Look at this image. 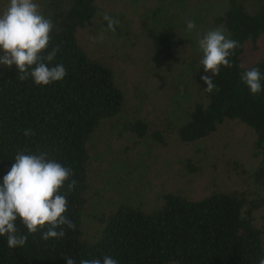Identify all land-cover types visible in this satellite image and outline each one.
Segmentation results:
<instances>
[{
	"label": "trees",
	"instance_id": "trees-1",
	"mask_svg": "<svg viewBox=\"0 0 264 264\" xmlns=\"http://www.w3.org/2000/svg\"><path fill=\"white\" fill-rule=\"evenodd\" d=\"M173 1L180 2L161 0L154 15L166 12ZM35 2L54 25L45 55L61 46L50 66L63 64L68 74L62 81L37 86L31 77L20 81L16 65L0 66V186L17 154L47 153L49 159L72 169L73 175L60 194H66L65 215L76 229L65 227L63 238L47 241L38 231L28 236L23 247L14 249H9L6 237L0 236V264H67L65 256L79 264L81 259H102L105 255L115 258L118 264H259L264 258V197L250 191L214 190L200 199L168 192L150 210L120 202L97 216L98 229L89 236L85 213L92 192V144L107 123L126 112L129 91L118 81L112 63L101 60L102 54L99 58L90 56L78 38L79 31L93 26L95 19L103 15L99 0ZM245 2L231 0L226 13L216 19L215 24L224 27L240 46L229 57L233 66H221L213 77L218 90L211 93L205 91L207 85L201 76L212 74L204 72L200 60L195 59L185 69L175 66L178 56L170 37L164 32L148 31V37L160 47L157 55L168 61L171 67L167 69L171 71L144 67L154 72L146 76L140 98H149L150 94L155 97L158 92L163 95L159 97L170 99L169 94H163L164 86L167 84L170 92L175 86L179 92L182 90L183 120L171 122L166 129H152L150 123L137 118L124 120L123 126L137 142L151 140L149 147L157 148L168 145L171 136L183 144L197 143L224 123L237 121L255 135L259 163L251 178L263 185L264 80L262 91L253 96L242 83L241 74L257 67L264 76V53L253 66L242 67L246 45L256 46L264 39V4L251 13ZM175 16L171 17L174 23ZM160 18L162 24L169 21L165 16ZM25 129H32L34 135L25 137ZM71 180L77 185L67 193ZM16 223L18 233L26 234L19 219Z\"/></svg>",
	"mask_w": 264,
	"mask_h": 264
},
{
	"label": "rangeland",
	"instance_id": "rangeland-1",
	"mask_svg": "<svg viewBox=\"0 0 264 264\" xmlns=\"http://www.w3.org/2000/svg\"><path fill=\"white\" fill-rule=\"evenodd\" d=\"M160 1L121 0L116 3L99 0L102 14L119 20L115 33L105 31L107 22L103 15L95 19L93 26L78 33L80 44L90 56L99 58L102 54L101 60L112 63L118 81L127 86L130 98L126 112L107 123L92 144V192L85 213V229L89 236L98 229L97 216L120 202L150 210L157 206L158 198L168 192H181L200 199L214 190H239L264 197V184H256L251 178L259 163L254 150L255 135L237 121L224 123L215 133L197 143L183 144L171 136L173 140L169 139L168 145H157V148L149 147L151 140L137 142V138L124 128L123 121L132 118L147 121L152 129H166L171 122L176 123L179 118L183 120L182 90L179 92L175 86L172 85L171 92L167 91V84L164 86L163 94H169L170 99L159 97L163 95L158 92L156 99L151 94L149 98H140L144 94L146 76L154 72L144 67L171 71L167 69L171 67L168 61L157 55L160 47L148 37V31L167 34L175 56H178L174 65L189 68L195 59H202L197 45L198 35L221 27L215 24L216 19L226 13L231 2L173 1L166 12L155 16ZM177 4L179 8L174 7ZM244 4L253 13L264 4V0H247ZM6 6L7 0H0V10ZM160 15L167 17L168 23L162 24ZM174 15L175 23L171 18ZM189 19L196 23V28L190 32L186 29ZM101 34L104 39L94 43L93 38ZM263 53L264 39L256 46L247 44L242 67L253 66L263 58ZM170 77L176 79L174 75Z\"/></svg>",
	"mask_w": 264,
	"mask_h": 264
},
{
	"label": "clouds",
	"instance_id": "clouds-1",
	"mask_svg": "<svg viewBox=\"0 0 264 264\" xmlns=\"http://www.w3.org/2000/svg\"><path fill=\"white\" fill-rule=\"evenodd\" d=\"M107 29L115 33L119 20L107 14L103 15ZM54 25L40 11L35 0H8L6 8L0 12V66L16 65L20 73L19 80L31 77L37 86H48L62 81L67 76L63 64L50 66L61 46L47 51L51 41ZM196 28L194 20L186 21L187 31ZM103 35L93 38V42L102 41ZM197 45L202 53L200 63L205 73L212 76H201L207 85L206 92L217 89L213 77L218 75L221 66L231 68L229 60L239 47L236 40L226 35L225 29L216 27L202 36L198 35ZM262 76L259 68L253 67L241 74L242 83L253 96L262 91ZM24 136L34 135L32 129H25ZM73 175L72 169L49 159L47 153L25 154L23 151L15 156V162L4 176L0 186V236L7 239L9 249L23 247L28 236L42 232V239H60L65 236V227L75 231L76 225L65 213L68 210L66 194L60 189ZM77 185L76 180L67 183V193H71ZM26 229V234H19L17 220ZM46 229V230H45ZM67 264H77L72 257L65 256ZM79 264H118L111 256L103 258L81 259ZM264 264V258L259 259Z\"/></svg>",
	"mask_w": 264,
	"mask_h": 264
}]
</instances>
